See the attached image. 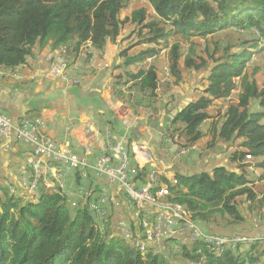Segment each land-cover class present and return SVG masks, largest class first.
<instances>
[{"label": "trees", "instance_id": "trees-1", "mask_svg": "<svg viewBox=\"0 0 264 264\" xmlns=\"http://www.w3.org/2000/svg\"><path fill=\"white\" fill-rule=\"evenodd\" d=\"M140 2L0 0V68L24 69L28 59L35 56L37 46L40 50L46 45L50 49L64 46L70 59L75 60L84 45L101 52L108 41L120 40L122 44L129 39L117 53L121 60L117 67L124 70L113 77L111 87L115 96L122 97L120 86L128 84L127 90L146 96L150 102L161 84L168 90L180 86L184 69L192 74L206 69L202 88H196L197 96L175 109L163 133L170 138L177 134L181 147L194 145L195 149L186 156L236 147L227 158L231 167L216 165L210 170L177 172L171 179L155 171L152 181L157 184H152L149 191L155 204L181 206L193 225L213 223L234 230L245 221L243 201L250 209L264 206V195L257 197L258 192L252 188L254 179L248 172L252 171L249 167L264 170V76L258 85L255 75L259 66L252 64L254 68L247 71L252 57L264 52V0ZM133 3L136 4L122 17ZM125 28L129 31L123 36ZM219 32L240 33L237 44L241 47L232 50L230 42L222 47L215 44L194 56L193 46L183 45L191 38L212 40ZM133 48L137 49L130 53ZM164 49L168 82L162 80L164 69L159 61L145 64L147 58ZM85 54L89 57L93 53L87 50ZM131 66L134 68L129 69ZM235 89L236 103H231ZM83 101L104 113L114 128H110L112 132L130 145L132 138L116 127L98 92L86 93ZM212 107L217 109L215 114L209 113ZM0 110L8 113L2 107ZM221 144H225L223 148L217 146ZM164 147L167 149L166 142ZM146 171L141 169V173ZM258 179L264 183V173ZM10 185L0 184V264H264V245L258 239L219 245V254L215 252V241L203 238L214 231L202 230L205 234L188 241L173 235L162 247L152 243L140 246L130 236L113 235L105 227L101 231L87 204L71 206L60 190L39 186L32 200H24ZM160 185H165V194L159 193ZM138 222L135 240H142L148 229ZM232 235L255 237L240 232L227 236Z\"/></svg>", "mask_w": 264, "mask_h": 264}, {"label": "built area", "instance_id": "built-area-1", "mask_svg": "<svg viewBox=\"0 0 264 264\" xmlns=\"http://www.w3.org/2000/svg\"><path fill=\"white\" fill-rule=\"evenodd\" d=\"M154 58L153 56L147 62ZM43 60L46 67L38 74L30 73L26 69L19 72L0 70V81L22 82L39 76L59 80L65 87H69L81 83L84 68L98 69L103 66L96 54H91L84 65L81 60L70 63L64 46L49 49ZM123 87L120 88L125 90L126 87ZM125 105L126 103L121 106L124 110ZM123 109H119L117 114H124ZM11 130L15 131L18 140L29 144L32 150V157L28 161L29 168L22 170L17 185L26 196L33 197L39 186L60 190L68 204L75 206L79 203L87 204L93 220L97 221V224H103L106 231H109L113 211L121 208L127 215L118 219L117 229L128 232L132 241L138 244L139 241L135 240V232L139 231L136 206H145V211L149 213V227L146 232L151 233V239L156 247H162L169 235L178 231L189 233V239L205 234L199 225H191L183 218L173 217L168 208L149 204L148 190L152 184H157V181H152V173L160 169L158 170L146 144L128 145L124 137L114 134L107 126L100 130L85 125L81 130L82 139L79 141L82 149L80 156L70 148L71 138L79 133L77 127L72 124L64 125L63 130L67 136L60 140L47 132L46 120L42 116L21 117L14 124L11 116L0 110V142ZM96 135H101L98 141ZM165 142L174 159L185 157L195 149L194 145L181 147L183 143L178 135L172 138L166 136ZM94 149H98L99 152L94 156V162L90 163L87 158L94 154ZM246 158L249 159L250 156L247 155ZM144 168H147V171L141 173V169ZM68 174H72V177L69 178ZM94 178L97 180V189L92 184ZM10 190L14 192V188L11 187ZM159 193H166L165 185H160ZM206 234L214 238L217 246L235 245L237 239L245 237L213 232ZM259 235L260 244L264 245V233Z\"/></svg>", "mask_w": 264, "mask_h": 264}, {"label": "crops", "instance_id": "crops-1", "mask_svg": "<svg viewBox=\"0 0 264 264\" xmlns=\"http://www.w3.org/2000/svg\"><path fill=\"white\" fill-rule=\"evenodd\" d=\"M135 4H131V7L122 14V17L128 14L129 10ZM129 28L124 29L123 36L127 35ZM128 40L122 44H120V40L117 43L108 41L99 56L104 66L98 69L91 67L84 68L85 70L83 71L81 85L79 87H65L59 80L39 76L32 80L23 81V83L11 80L1 82L0 107L4 108L11 115L14 124L23 116H42L47 122V132L58 137L60 140H63L64 136H67L63 130L65 124L69 123L77 127L79 133L71 138L70 148L81 156L82 149L79 141L83 136L81 131L83 126L91 125L100 130H103L106 126L111 129L113 128L112 125L108 124L107 116L104 113L97 111L90 103L83 101L84 95L94 90L98 92V97L103 107L113 115L112 117L115 120L116 127L123 129L125 134H128L132 138L130 144L145 143L149 147V151L156 161L157 167L162 166L163 168H167V171H157L167 178L171 179L177 172L184 173L195 170H210L216 165L231 167L227 158L229 152L236 147L226 148L224 150L223 146L225 144H221L217 146L223 148L222 152L215 149L205 150L201 154L196 152L179 159H174L164 147V144L162 145L161 142L159 144V141L153 143L155 137L156 140H158V137L161 138L164 127L169 124V118L175 111V107L172 105L179 102L177 104L179 107L186 99L194 98L196 89H192L195 88L193 85L189 89L186 86H174L168 90L165 84H161L157 88V96L152 102H150L149 98L138 94L134 90L121 89L124 95L122 97L115 96L114 89L111 87L113 77L121 74L124 70L117 67L119 62H121L117 58V53L120 46L126 45ZM49 49L50 47L48 45L42 50L37 46L35 56L30 58L31 60L28 59V65L24 69L30 73L38 74L43 68L42 57ZM136 49L133 48L129 52L132 53ZM150 59L147 58L146 60ZM156 60L159 61V57L158 59L154 58L151 63H157ZM81 61L83 65L87 62L85 59ZM145 64L148 65L149 63L147 64L145 62ZM133 68L134 66L129 67V69ZM166 77H168V74ZM127 86L128 84L124 85V87ZM177 97H180L179 101ZM134 98L139 102L136 103L137 101ZM124 103H126L125 110L121 108ZM119 109H123L125 114L122 116L118 115L117 112ZM152 112L156 113L155 117H151ZM153 132L155 136L150 142V140L148 141L146 139V135L152 134ZM100 137L101 135H96V141ZM206 139L207 137L203 141ZM157 145H160V148ZM98 152V149H94V154L87 158L88 162L93 163L94 156ZM31 157L32 150L29 144L18 140L15 131L11 130L8 136L0 142V184H11L10 186H14L16 194L20 193L21 190L17 186L18 179L20 178L22 170L29 168L28 161ZM249 169L252 170L248 172H250L254 179L252 188L255 192H258L257 197L264 195L263 180L258 179L264 173V170L258 168L253 169L252 167H249ZM68 177H72V174H68ZM70 205L75 206L73 204ZM175 206L179 205L172 204V207L176 208ZM248 206L243 201L241 208L245 212V221L239 226L234 227V230L228 227L224 229V226L217 227L213 223H200L198 225L204 231H214L218 234L224 233V235H231L234 232H240L247 236L256 237L264 233V216L260 218L264 214V206H262L261 213L257 208L253 210L248 208ZM180 208L181 214H184L181 206ZM123 215L126 216L127 214L121 208L113 211L109 222V232L111 234H122L117 229V221ZM174 236H177L181 240H189V233L183 230L178 231Z\"/></svg>", "mask_w": 264, "mask_h": 264}, {"label": "rangeland", "instance_id": "rangeland-1", "mask_svg": "<svg viewBox=\"0 0 264 264\" xmlns=\"http://www.w3.org/2000/svg\"><path fill=\"white\" fill-rule=\"evenodd\" d=\"M141 0H134V2H137V3H141L140 2ZM131 6V5H130ZM129 9V8H128ZM227 35H228V37H227ZM239 35H240V33H238L237 32V34H236V32H231V33H228V34H224V33H221V32H219V33H217L216 35H215V38H213L212 40L210 39L209 41H207V40H204V39H201V38H191L190 39V41H188V42H186V43H183V45L185 46V48L186 47H190V45L191 46H193V50H194V56H196V55H199V54H201V53H203V51L205 50V48H210V49H212L214 46H216L215 44H219V45H221V47L223 46V45H225V44H227V43H231L232 45H233V49L232 50H237L238 48H240L241 47V44H237V43H239L238 42V40H240V37H239ZM216 42V43H215ZM170 43V42H169ZM171 43H172V41H171ZM165 45V44H164ZM168 46V45H167ZM85 48V49H84ZM87 50L88 51H90V52H92L93 54H97V55H101V53H102V51L101 52H99V51H92L93 49H91V47H89V45H84L82 48H80V51L78 52V54H77V57L75 58V60L74 59H70V57H69V62L70 63H73V62H77L76 60H83L84 61V59L85 60H88V57L86 56V54H85V52H87ZM218 52H220V50H218ZM67 55H68V53H67ZM259 55V54H258ZM90 56H91V54H90ZM159 56V62H158V65L160 66V68L162 67L164 70H163V72H161V77L162 76H167V74H168V64H167V51L164 49V50H162L157 56H154L155 58H157ZM264 52L263 53H261L258 57H252V59H253V61H251L250 62V65L248 66V68H247V71H251L254 67L252 66V64H254V65H258L259 67H257L258 68V73L255 75V77H256V79H257V84L258 85H261L262 84V82H263V76H264ZM43 58H44V55H43V57H42V60H43ZM31 60V59H30ZM145 62L148 64H150L151 63V61H149V62H147V60H145ZM103 63V62H102ZM42 64H43V68H45L46 67V64H45V62H44V60L42 61ZM103 66H104V63H103ZM167 69V70H166ZM206 70V69H205ZM205 70H204V72H205ZM164 72H165V75H164ZM203 71L202 72H196L195 74H192L191 73V71L190 70H183V72H182V83H181V85L180 86H186L188 89L191 87V86H195V88H192L193 90H195L197 87H200L199 88V90L202 88V78H203V76L204 75H206V73H204ZM168 76H169V74H168ZM163 81H165V82H168V80H169V78L168 77H164L163 79H162ZM121 87V86H120ZM120 90H121V88H120ZM192 90V91H193ZM237 89H235L234 90V94H233V96H232V98H231V100H230V102L231 103H236V93H235V91H236ZM197 94L198 93H196L195 94V96H197ZM130 98V97H129ZM178 98V101H179V99H180V97H177ZM235 100H234V99ZM233 99V100H232ZM129 100V99H128ZM172 101V100H171ZM179 102H176V103H174L172 106H174L175 107V109L178 107L177 106V104H178ZM217 106H220V104L219 105H217ZM174 109V108H173ZM124 111V110H123ZM216 111H217V109H216V107H212L210 110H209V113L210 114H215L216 113ZM126 112H128V110H126ZM125 114V113H124ZM124 114H119L120 116H122V115H124ZM156 116V113L155 112H152L151 113V117H155ZM150 117V118H151ZM213 119H210V121H212ZM214 120H215V118H214ZM205 124H208V121L205 123ZM46 126H47V122H46ZM174 135H177V134H174ZM154 132L151 134H148V135H146V139L149 141L150 140V142H151V140H152V138H154ZM156 138V137H155ZM154 138V141H153V143H155V141H159V144H160V142L162 143V145L165 143V139H166V134H164V133H162L161 134V138H159L158 137V140H156ZM165 138V139H164ZM177 139V138H176ZM179 140H180V138H179ZM181 141V140H180ZM145 144V143H144ZM158 146V148H160V145H157ZM148 147V146H147ZM148 149H149V147H148ZM153 157V156H152ZM154 159V158H153ZM248 161L249 160H251V159H247ZM156 162V161H155ZM160 169V170H159ZM167 168H163L162 166L161 167H158V170L159 171H167L166 170ZM96 182H97V180L94 178L93 180H92V184L94 185V186H96L97 187V184H96ZM15 193V192H14ZM19 195H22L23 196V199L24 200H27V199H29V198H31L30 200H32V196H26L24 193H22V191H21V193H18ZM35 200V199H34ZM33 200V201H34ZM163 204H166V203H163ZM165 206V205H164ZM158 207H160L159 205H158ZM256 209V208H255ZM255 209H253V210H255ZM257 209H258V211L260 212V211H262V206H259V207H257ZM257 211V212H258ZM261 213V212H260ZM137 215H139V214H136V217H137ZM145 216H148L147 217V219L149 218V213L148 214H145ZM260 216V215H259ZM264 216V214H262V216H260V218L261 217H263ZM142 229V228H141ZM122 232V237H125L126 235H125V232L124 231H121ZM136 234H137V232H136ZM175 235V234H174ZM259 236V235H258ZM240 246H243V245H240ZM68 255V257H70V254H67Z\"/></svg>", "mask_w": 264, "mask_h": 264}, {"label": "bare ground", "instance_id": "bare-ground-1", "mask_svg": "<svg viewBox=\"0 0 264 264\" xmlns=\"http://www.w3.org/2000/svg\"><path fill=\"white\" fill-rule=\"evenodd\" d=\"M0 70L1 71H8V72H19V71H23V69H20V67L18 69L16 68L15 70H10V69H5V68H0ZM152 180H153V178H152ZM149 190H148V201H149V204L151 206H153V204H155V203H153V200L151 198V195H150V191ZM37 192L38 191H35L34 194H33V196L36 195ZM155 205H157V206L159 205L162 208H168L169 209V212L172 214L173 217L183 218L184 221H188L189 222V220L186 218V216L184 214H181V208H180V206H175L176 208H174V207H172V204H169V203H166V204L156 203ZM135 214H139V215H137V217L139 218L138 220H140V222L142 223V225L145 226L146 229H148V227H149V218L147 219L148 216H145V214H148V212L145 211V206H136L135 207ZM95 223L97 224V221H95ZM190 224L193 225L192 223H190ZM97 226L101 229V231L104 230V225L103 224H97ZM125 235H126L125 236V238H126L127 236H129V233L128 232H125ZM173 235H169V237H172ZM201 235L202 234L196 235L191 240L197 239L198 237H201ZM135 236H136V232H135ZM203 238L205 239L206 242H212V240H214L213 237L208 236V235L203 236ZM254 239H258L260 241V235L259 236H256V237H253V238H246V237H244L243 239H237L236 242L249 243V242H252ZM137 241H139L140 246H143V245L148 244V243L154 244L153 241H152V239H151V233L150 232H145V238L142 239V240H137ZM218 246H217V249L215 248L216 249L215 252H217V254H219L221 252V248H222V247H218Z\"/></svg>", "mask_w": 264, "mask_h": 264}]
</instances>
